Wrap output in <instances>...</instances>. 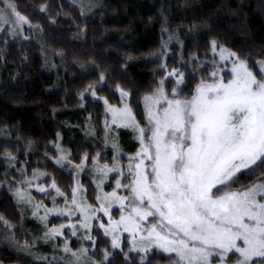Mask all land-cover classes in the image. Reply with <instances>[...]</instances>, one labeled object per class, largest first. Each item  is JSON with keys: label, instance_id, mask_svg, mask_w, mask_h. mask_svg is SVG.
<instances>
[{"label": "snow or ice", "instance_id": "1", "mask_svg": "<svg viewBox=\"0 0 264 264\" xmlns=\"http://www.w3.org/2000/svg\"><path fill=\"white\" fill-rule=\"evenodd\" d=\"M0 4V25L10 24L13 37L22 33L25 25L31 26L13 0H0ZM0 31L9 32V28ZM207 52L210 54L204 60L210 62V72L197 75L194 69L186 81L178 69L166 71V77L143 96L139 118L126 100L130 93L119 84L116 88L121 106L97 97L107 106L110 124L134 134L136 151L125 154L126 165L121 164L118 155L113 156L111 166L101 163L106 158L99 153L91 158L87 153L83 155L75 165L77 174L91 163V171L100 177L96 182L100 194L92 203L83 195L78 197L82 187L78 180L69 199L51 178V188L64 198L65 207H56L53 200V207L44 206V215L39 219L46 221L48 214L54 213L68 217L69 223L45 225L43 235L34 238L31 245L27 240L21 245L13 234L7 238L11 246L35 255L31 248L36 239L47 242L63 236L66 226L76 236L79 225L81 238L91 241L95 249V223L104 236L111 238L112 248L122 249L121 238L127 233L131 251L159 249L168 254L169 264H264V59L250 62L215 39L207 45ZM190 60L204 67L195 53ZM161 67L167 69L166 65ZM167 77L174 78L169 84L175 86H165ZM99 79L104 80L103 73ZM85 92L96 97L92 85ZM80 98L84 99V93ZM109 126L106 119L105 130ZM112 147L119 151L115 142ZM59 151L56 164L67 159L63 150ZM6 159L11 162L16 157L7 153ZM21 172L26 175L24 170ZM110 173L116 174L112 177L114 187L104 192L101 185ZM44 175L34 171L31 179L21 182L27 188L9 189L18 205H31L33 216L42 205L33 204L28 189ZM242 176L252 179L245 184ZM35 187L51 195L45 186ZM114 206L118 219L113 218ZM74 214L75 223L71 221ZM0 223L5 228L14 227L3 216ZM62 252L59 264H102L93 259L95 251L90 253L86 247L73 250L67 240ZM102 255L107 260L109 253L104 250ZM52 260L57 261V257Z\"/></svg>", "mask_w": 264, "mask_h": 264}, {"label": "trees", "instance_id": "2", "mask_svg": "<svg viewBox=\"0 0 264 264\" xmlns=\"http://www.w3.org/2000/svg\"><path fill=\"white\" fill-rule=\"evenodd\" d=\"M13 2L40 30L39 40L45 51L44 56L36 42L13 39L10 28L0 34V216L14 226L5 228L0 223V236L15 234L21 245L25 240L31 244L32 238L9 189L18 188L22 176L31 179L34 171L44 172L45 184H51L54 178L71 198L75 179L53 162L57 157L55 143L60 141L75 164L85 153L90 158L99 153L106 158L101 163H113L114 155L104 144L109 116L97 97L120 106L119 84L130 93L129 104L139 118L143 96L166 77V71L176 68L187 81L194 69L197 75L212 70L204 57L210 54L207 45L213 39L250 62L264 59V0H96L101 5L90 16L69 0ZM193 53L203 61V68L190 60ZM46 55L51 59L49 65ZM101 73L103 81L99 79ZM171 80L165 79L167 88L175 86L169 84ZM89 85L96 90V97L85 92ZM73 117L92 125L89 130L95 132V147L71 130ZM7 153L16 157L13 168H9ZM21 168L26 169V175H21ZM251 179L241 177L245 184ZM113 183L111 178L108 191L113 190ZM82 186L88 203H92L97 195L93 182L85 177ZM33 198L44 203L47 195L35 193ZM113 214L118 215L117 211ZM60 222L64 220L54 219L52 224ZM92 234L95 249L91 242L66 237L72 249L95 251L93 259L102 263V253L107 250L109 259L104 264H169L168 255L157 249L134 253L126 239L122 250L113 249L110 239L96 225ZM0 264L31 263L0 239Z\"/></svg>", "mask_w": 264, "mask_h": 264}, {"label": "rangeland", "instance_id": "3", "mask_svg": "<svg viewBox=\"0 0 264 264\" xmlns=\"http://www.w3.org/2000/svg\"><path fill=\"white\" fill-rule=\"evenodd\" d=\"M74 6L78 7L81 9V11L84 13V15L86 16H90L92 15L94 12H96L99 7H100V3L96 2V0H69ZM0 7H3L2 4H0ZM3 27H7L11 29V25H0V28ZM3 31H0V34ZM10 35L13 39L18 40V41H22V42H36L41 48H42V53L45 56V51L43 49L42 43L40 44V40L39 37L41 35L40 30L36 27V26H29V25H25L22 33L15 35V37L12 36L11 31H10ZM168 35V34H167ZM25 37H27L25 39ZM167 39H169V37H167ZM168 41V40H167ZM166 41V42H167ZM171 40L169 39V42ZM169 50V49H168ZM170 52V51H169ZM47 56V64L49 65L51 63V59L50 57ZM230 67V65H229ZM167 78H172L173 77H167ZM120 95V94H119ZM127 102L129 103V97L126 98ZM101 102H103V100H101ZM122 104V101H121ZM121 106V105H120ZM105 109H106V113L108 114L109 118V128L106 130L107 131V135L105 137V147L106 149L110 150L113 155H118L120 157V159H123L121 161V164L126 165L127 164V159L125 154L127 155H131L134 151H136L137 146H138V142L137 140L134 138V134L128 130V129H123V128H117L115 125H111L110 124V120H111V116L110 113L107 112V106L105 105ZM74 120L72 121V123L70 124V128L72 131L78 132L79 134H81L82 136H84V138L87 140L88 144L92 147H95L97 144V139L95 136V132H91L89 129H91L90 125L87 124V122L85 123V121L82 123V119L79 117H73ZM77 120V121H76ZM73 123H75V125H72ZM81 130V131H80ZM113 142L116 143V145L118 146L119 151L117 152L116 149H113L112 144ZM58 146V148H57ZM53 148L57 151V157L53 160V162L55 163V160L59 158L60 155V151L59 149H62L64 154L66 155L67 159H65L64 161H61V164H56L58 167H60L61 169H63L64 171L68 172V173H72L75 179V185L76 186V181L78 180L80 185L82 186V179L83 178H88L90 179L95 188H96V182L100 179L99 175L96 173H93L91 171L93 165H86L84 167V169L82 171H79V173L77 174V170L75 168V163H73L70 159V152L59 142H57V144L55 143V145L53 146ZM68 161H71V163H69ZM16 164L11 161L9 162V168H13L12 165ZM21 170H23L21 168ZM20 170V171H21ZM26 171V169L24 168V172ZM22 175V173H21ZM115 173H110L109 177L107 180H105V182L101 185V187L103 188L104 192H111L107 190V187L110 185L111 183V178L113 176H115ZM46 174L42 177H39L37 180L33 181V187H31L30 189H28L31 192V195L33 196L35 193L39 194L40 196H45L47 195V199L44 203H38L33 199V204H40L42 205L36 216L32 215V207L31 205H19L21 212L23 214V219H24V228L25 230L28 232L27 235H30L32 238V241L34 238H39L43 235V232L46 230L45 225H47L48 227H58L60 223L58 224H52V221L54 219H59V220H64L65 225H67L69 223V218L66 216H58L54 213H49L47 220L46 221H41L39 219V217L41 215H44V206L48 207V208H52L53 207V200H55V206L58 208H63L65 207L64 203H63V197L57 195V193L55 192L54 189L51 188V184L47 185L44 183ZM25 180L24 177L22 176L20 181H17V187H24L27 188V185L22 184L21 182ZM36 184H41L43 186H45L48 189V192L51 193V195H48L47 193H41L39 191H37L35 185ZM113 187H114V183H113ZM97 195L100 194V190L97 189ZM78 197H80L81 195H83L84 197H86V192L84 187H81V190L77 193ZM15 198V197H14ZM70 199V198H69ZM87 199V198H86ZM16 201V199H15ZM88 202V201H87ZM114 211H117L116 207L114 206L112 209V213ZM119 216L118 215H114L113 214V218L114 219H118ZM77 220V215L74 214L71 217V221L73 223H75ZM104 220H107V217L104 218ZM95 223L93 224V228H92V232L94 229ZM78 231H77V235L76 236H72L70 234V231L68 229V227L66 226L62 231L64 233L63 236L60 237H56L54 239H50L47 242H44L42 239H36V243L35 246H33L31 248L32 253H34L35 255H28L27 253L23 252V251H18L16 250L14 247L11 246L10 241L7 239L8 237H10L11 235H7V236H0L1 242L8 245L12 250H14L21 258L29 261V263L31 264H59V258L61 256H64V253L62 252V248L64 246V242H60V239L62 240H67L69 237H66V235H70L72 237L70 238H74L75 241H83L85 243H89L91 241L82 239V233L83 230L79 229V225H77ZM103 232V230H102ZM0 235H2L0 233ZM93 235V234H92ZM106 238L110 239L111 238L109 236H106ZM125 239L128 240V243L130 244V238H128V234L124 233L122 238H121V243H122V248L124 246V242ZM17 240V239H16ZM68 242V241H67ZM32 244V243H31ZM30 244V245H31ZM69 247L70 243L68 242ZM72 248V247H71ZM114 249V248H113ZM74 250V249H73ZM115 250H122L121 248H116ZM159 250V249H157ZM161 251V250H159ZM134 253H143V252H137V251H133ZM162 252V251H161ZM167 254V253H165ZM168 255V254H167ZM53 256L57 257V261H53L52 258ZM37 257H45V259H37ZM109 259V256H108ZM107 260H104L102 264L106 263Z\"/></svg>", "mask_w": 264, "mask_h": 264}]
</instances>
